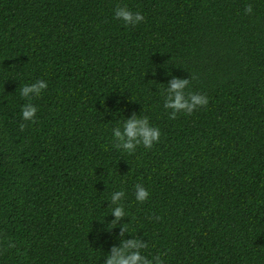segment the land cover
I'll use <instances>...</instances> for the list:
<instances>
[{
    "label": "trees",
    "instance_id": "1",
    "mask_svg": "<svg viewBox=\"0 0 264 264\" xmlns=\"http://www.w3.org/2000/svg\"><path fill=\"white\" fill-rule=\"evenodd\" d=\"M191 74L209 103L170 119L161 90ZM134 112L162 135L129 155L112 128ZM116 191L149 258L264 264V0H0V264H104Z\"/></svg>",
    "mask_w": 264,
    "mask_h": 264
},
{
    "label": "clouds",
    "instance_id": "2",
    "mask_svg": "<svg viewBox=\"0 0 264 264\" xmlns=\"http://www.w3.org/2000/svg\"><path fill=\"white\" fill-rule=\"evenodd\" d=\"M253 12L252 5L245 8V14L250 15ZM114 17L124 22L126 26H136L144 21L145 17L140 12L131 11L127 5H117L114 12ZM197 77L191 74L190 78L173 77L167 84L166 89L161 90V94L165 97L164 108L170 110V119H176L178 114L184 113L192 115L199 108H204L208 105L209 99L206 95L186 91L189 88L191 81ZM48 88V84L44 80H37L31 84H25L20 87V95L28 100L22 109V119L25 122L35 123L38 112L37 106L32 103L33 98L40 97ZM27 123H21V131L27 128ZM113 147L117 150L131 155L134 154L139 146L146 149H152L155 144L159 143L161 138V130L150 123L148 116L137 115L135 112L130 118H127L121 126L112 128ZM135 199L139 203H144L150 198L148 189L141 183L134 185ZM124 191H116L111 195L110 205L112 207L111 215L115 217L109 224L108 230L111 231L116 227H120L119 233L120 244L114 245L111 248L110 254L107 255L104 264H165L161 254H157L152 258L143 254V250L148 248V243L138 236H133L132 239H125V235L131 233L128 224H121L125 217H130L125 211L122 201L125 198ZM134 219L131 217V221ZM159 220L160 217H155ZM7 248H15L16 244L10 239L0 241ZM163 255H167L164 253Z\"/></svg>",
    "mask_w": 264,
    "mask_h": 264
}]
</instances>
